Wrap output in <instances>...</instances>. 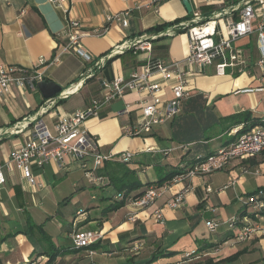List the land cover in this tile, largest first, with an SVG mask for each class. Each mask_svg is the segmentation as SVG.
Returning a JSON list of instances; mask_svg holds the SVG:
<instances>
[{
	"label": "crops",
	"instance_id": "0c3cea01",
	"mask_svg": "<svg viewBox=\"0 0 264 264\" xmlns=\"http://www.w3.org/2000/svg\"><path fill=\"white\" fill-rule=\"evenodd\" d=\"M213 1L214 11L218 12L240 0ZM143 2L144 0H70L72 4L69 16L81 21L84 36L77 46L65 49L69 41V29L67 14L62 8L50 0H0V65L31 68L38 64L41 57L51 61L59 55L58 62L47 64L42 67V71L44 79L52 80L63 88L60 94L51 99H45L38 87H28L22 91L15 84H12L8 93L0 95V161L9 159L15 149L32 137V119L41 116L48 128L54 131L61 115L84 108L93 96L100 93V77L128 78L146 63L148 57H187V31L168 37L166 43L169 48L163 53L154 49L162 41L152 42L150 52H111L116 45L125 41L152 35L146 33V30L154 25L186 19L190 14L183 5V0H161L157 9L138 7ZM189 2L193 17V13L200 10L204 2ZM128 9L131 12L127 26L119 21L109 23L106 20L107 15ZM223 20L225 17H220L219 23L225 34ZM105 27L108 29L101 36L94 35L96 30L101 31ZM236 45L244 51L247 61L253 63L258 59L260 50L256 34L239 39ZM77 47L87 52L91 60L86 61L80 56L76 51ZM103 58L106 62L111 60L104 65L101 60L102 67L96 70L100 73L68 93L93 71L96 61ZM187 70L188 87L192 93L189 98L196 94L195 97L203 98L205 104L212 108V112L206 114L207 118L196 129L200 140L198 143H191L189 152L175 148L179 143L172 142L176 135L172 123L179 114L157 126L150 135L131 137L124 134V126L141 117L142 98L148 97L144 92L128 91L106 105L100 115L86 121L87 128L97 137L104 150H130L135 153L128 166L136 172L135 177L142 183L156 182L180 163L188 164L196 155H207L224 146L231 135L227 132L230 128L222 120L223 117L249 112L251 118L264 120V80L260 79L259 70L254 69L252 74L242 73L239 76L217 75L214 67L200 71L191 66ZM160 95L162 99L172 96L170 82L164 86ZM127 103L130 104V114L123 112ZM27 122L29 126L25 127ZM168 123L169 127H164ZM15 124H21L23 128L14 134L10 133ZM165 148L173 150L165 154L161 151ZM186 155L188 156L185 157ZM114 165L116 164L112 162L109 164ZM246 168L249 172H244ZM76 169L80 168L75 167L73 170ZM70 171L50 161L44 167L33 166V173L39 184H29L17 168L12 175L7 176V183L0 187V264L26 261L34 251V244L38 246L35 253L47 248L43 234L37 227L32 228L28 219L37 225L43 224L45 233L56 245L71 246L70 233L75 224L57 221L55 215L60 210L51 215L54 222L49 223L48 210L41 209L46 207L47 201H55V206L59 207V199L68 197L69 193H72L70 202L75 206V213L83 210L78 215L80 222L76 228L101 230L104 237L97 241L100 243L96 249L74 250L59 256L53 264H123L126 261H130V264H144L157 250L172 251L175 255L160 258L151 264H206L207 259L218 262L240 251L238 259L227 264H264V234L252 240L238 242L235 235L239 225L233 229L228 225L231 220L240 217L241 199L257 189H264V153L234 159L222 170L169 184L149 208L135 209L126 204L105 216L102 208L107 203L99 200L101 195L98 197L93 194L87 199L80 197L79 190L93 186L83 171L76 173L71 180L68 179V189L65 187L67 190L63 194H59L58 188L53 187L58 184V179L62 180ZM230 180H236V183L224 188ZM185 186H190V189L185 194L184 205L171 208L169 200ZM112 187L113 184L99 191L103 194L115 193L116 189ZM155 209H161L164 215L162 221L154 219ZM134 212L137 213V220H129V213ZM210 220L217 223L216 231L208 228L207 222ZM261 226L264 227V220H261ZM18 232L20 233L17 234ZM213 243H218V246L209 248L208 245ZM134 245L139 246L138 250ZM185 257L187 258L184 259Z\"/></svg>",
	"mask_w": 264,
	"mask_h": 264
},
{
	"label": "built area",
	"instance_id": "2783aa9c",
	"mask_svg": "<svg viewBox=\"0 0 264 264\" xmlns=\"http://www.w3.org/2000/svg\"><path fill=\"white\" fill-rule=\"evenodd\" d=\"M161 0H144L138 7L155 8ZM51 3L63 9L67 14L69 41L65 49H70L79 44L84 32L82 23L78 19L71 18L70 0H50ZM204 4L213 5V0H202ZM157 9V7H156ZM131 10L121 11L106 16L109 23L119 21L123 26L128 25V18ZM225 17V34L221 29L219 19ZM108 28L96 30L94 35L101 36ZM184 29L189 36V52L184 59H152L148 57L146 63L138 70L125 78L116 76L112 79L100 77L101 91L93 96L88 104L75 110L70 114L61 115L55 124V130L48 128L41 116L32 119L33 135L23 145L14 150L11 157L5 161H0V187L7 183V176L14 173L17 168L21 171L23 178L29 184H39L33 173V166L44 167L50 161L56 162L60 167L66 165L80 164L85 170V176L92 182L98 183L102 177H95L93 173L102 167L107 160L117 158L124 162H129L135 153L130 150L114 152L104 150L95 135L86 126V121L91 117L100 115L102 109L112 101L122 97L128 91L147 93V98H142L141 117L136 121H131L124 126V134L136 137L150 134L157 126L165 123L169 119L177 116L181 111L182 101L189 98L192 93L188 87L187 67H195L200 71L214 67L217 75H236L242 73L252 74L254 69L261 72L259 76L264 80V0H240L237 4L228 9L213 11L204 15L201 10L193 13L190 20L171 25L163 31L147 36L135 37L116 45L112 53L122 54L129 49L150 52L152 50V40L160 36L171 37L178 30ZM256 34L259 41L260 55L255 62H249L244 56V51L236 45V42L246 36ZM76 51L86 61L91 60V56L80 47ZM60 60L59 55L51 61L41 57L36 66L27 68L18 65H0V95H5L15 84L25 91L28 87L36 88L37 83L44 79L42 67L49 63ZM105 64L106 60L96 61V67L88 73L83 81H79L74 87H79L83 82L97 76L96 71ZM95 69V70H94ZM170 82L172 96L162 99L160 93L164 86ZM73 86V85H71ZM264 89V88H262ZM123 112L130 114V104L127 103ZM16 125V126H15ZM10 133L19 132L23 127L15 124ZM29 126L28 122L24 124ZM240 126L230 130V135H237ZM185 148V146L183 147ZM264 153V125H258L250 131L238 135L231 143L222 146L217 153L209 156L206 160L197 162L189 167L184 173L174 177L169 183L162 186L150 185L146 192L138 197L126 198V204L135 209H145L151 207L155 201L168 188L169 184L178 183L186 178L197 175H204L213 171L224 169L234 159H244ZM244 172H249L246 168ZM236 183L230 180L224 188H228ZM190 186H185L175 192L169 200L171 208H179L184 205L185 194ZM119 197H122L121 194ZM243 203H251L260 207L264 202V190L261 189L256 194L249 195L246 199H241ZM153 216L156 221H162L164 215L161 209H155ZM128 219L137 220V213H129ZM264 216L260 215L258 220L249 218H237L229 222L230 227H238L236 240L243 242L255 239L260 234H264V227L261 226ZM210 231H216L217 223L213 220L207 222ZM104 237L101 230L74 229L70 233L71 245L81 248L94 244ZM139 246H135L138 250ZM47 257L44 255L36 257L28 264H46Z\"/></svg>",
	"mask_w": 264,
	"mask_h": 264
},
{
	"label": "trees",
	"instance_id": "16d2710c",
	"mask_svg": "<svg viewBox=\"0 0 264 264\" xmlns=\"http://www.w3.org/2000/svg\"><path fill=\"white\" fill-rule=\"evenodd\" d=\"M200 10L204 15H208L215 10V6L214 5H208V4H201ZM191 18H192V14L190 13L186 17V19H176L175 21L164 22L161 24L154 25V26L148 28L146 30V33L157 34V33L163 31L164 29H166L167 27H169L171 25L180 23L182 21L190 20ZM185 31L186 30H184V29H180L177 31V33H182ZM142 34L143 33H141V35ZM166 40H168V36H160V37H157L156 39H153L151 41L153 43L162 41L160 44L156 45L155 48L154 47L153 48L157 49L158 51L163 53L164 51H166L169 48V45L166 43ZM129 52H135V49H133V48L129 49V50L125 51L124 53H129ZM124 53H122V54H124ZM151 58L153 60L154 59H164L162 57H151ZM110 60L111 59H109L107 62H109ZM239 75L240 74H236V76H239ZM251 117H252V115L249 112H241V113H237V114H233L230 116L223 117L222 120L226 121L229 125V128H230L227 131L228 133L230 132L232 127L240 126V124H242L241 129L238 131V134L237 135H231L229 140L224 144V146L231 143L238 135L250 131L255 126L264 125V120H262L260 118H251ZM153 132L154 131H152L150 134H152ZM150 134H148V135H150ZM144 136H147V135H144ZM190 145H191V143H182L175 148H179L182 151H185V153H187L191 149ZM184 146H185V148H183ZM172 150H173V148H165L161 151L163 153L167 154V153L171 152ZM217 151L209 153L207 155H201V154L196 155L191 160V162L188 164L187 163L186 164L180 163V165L173 167L170 171L165 173L156 182L142 183L138 178L135 177L136 172L134 170L130 169V167L128 166V163H130L132 160L129 162H124V161L119 160L117 158H113L111 160L105 161V163L102 167H100L94 171L93 176L102 177V180L99 181L98 183H94V182L90 181L86 176L85 177L93 185V187H95L97 189L98 188L99 189H106L109 186H112V184L114 185V187H112V188L116 189L115 193H110L108 197L106 196V194L102 193L101 197L99 198V200H105L107 203V205L102 208V214L105 216V215H108V214L120 209L121 207L125 206L127 197L131 196L133 198H138L146 192L147 188L150 185L162 186L166 183H169L174 177L184 173L189 167L194 166L197 162L204 161L209 156L216 154ZM111 162L115 163L116 165L109 166V164H111ZM75 167L81 168L83 170L84 175H85L86 169H84L80 164L66 165L63 167V169L70 171V170H73ZM260 190L261 189H257L254 192H251L249 195L256 194ZM120 194L122 197H119ZM70 198L71 197H67L65 200H71ZM244 199H246V198H244ZM241 203H242V212L240 213V217H238V218L242 219V218L246 217L249 219L258 220L260 215L264 216V202L260 207H256L254 204H251L248 202H246V203L241 202ZM82 212H83V210H80V211L75 213V218H73V220L71 222L72 224H75L73 230L77 229L76 227H77L78 223L80 222V220H78V215L82 214ZM234 220H236L235 222H238L237 218ZM28 222L32 228L37 227L38 230L41 232V234H43V237L47 243V248L44 249L43 251H38V252L36 251V253H35V250L38 248V246L34 244V251L31 253V256L26 261L19 262L16 264H28L30 261L34 260L36 257L41 256V255H44L47 257L46 264H53L57 260V258L61 255H64V254H67V253H70L74 250H79V249H91V250H93V249H96L97 245H99V243H100V242H95L92 245H89L87 247H81V248L75 247L73 245H71L69 247L68 246L62 247L60 245H56L54 243V241L45 233L43 224L37 225L31 219H28ZM230 228L233 229L234 227L233 228L230 227ZM19 233L20 232H18L17 234H19ZM135 246L136 245H134V247ZM216 246H218V243L217 244L213 243V244L208 245L209 248L210 247H216ZM240 254H241V251L230 256V257L222 259L218 262H214L212 259H207L206 264H227V263H231V262L235 261L236 259H238ZM174 255H175V252H172V251L170 252V251H165V250H163V251L157 250V251L153 252V254L149 257L148 260L145 261L144 264H151V263L159 260L160 258L170 257V256H174ZM195 257H197V255H195ZM186 258L187 257H185L184 259H186ZM129 262L130 261H126L123 264H130Z\"/></svg>",
	"mask_w": 264,
	"mask_h": 264
},
{
	"label": "rangeland",
	"instance_id": "374dc122",
	"mask_svg": "<svg viewBox=\"0 0 264 264\" xmlns=\"http://www.w3.org/2000/svg\"><path fill=\"white\" fill-rule=\"evenodd\" d=\"M225 25H226L225 20H223L224 28H225ZM253 44L254 42L252 43V45ZM195 96L196 94L193 95V98L191 99L189 98L187 100L182 101L181 111H180L181 113H179L178 117L172 123L174 124L173 126L174 134H176L175 139L172 141L174 142V144L179 143L178 145H180L182 143H187V142L198 143V141L200 140L198 139L200 135L196 133V129L200 126L203 120L207 118L206 114H209L210 112H212V108L205 104V100L203 98L201 97L198 98ZM166 126L169 127V123L165 125L164 127ZM187 156L188 155H186L185 157ZM82 171L83 170L80 168V169H76V170H72L68 172L66 174L67 176H64L62 180L58 179V184L53 187L55 189L58 188L57 192L59 191V194H63L68 189V187H66L67 186L66 183L68 179L71 180L76 173L79 174V173H82ZM61 184L65 186H62ZM95 189L93 188V186H89L83 190H79L81 192L80 197H84L85 199H87V198H91V195L93 194H97L99 197L102 193H100L99 188L98 189L95 188ZM71 194L72 193H69L68 197H72ZM109 194L110 193L107 192L106 196L108 197ZM66 198L67 197H61L59 199L61 200L60 201L61 205L59 207L57 205L55 206V201L51 203L50 201H47L46 207L43 206V208H41L43 211L48 210L49 223L54 222L52 221L51 215L53 216V214H56L55 212L56 210H60V212H58L57 215H55V217L58 218L57 221H62V222L64 221L65 223L72 222L76 209H75V206L70 202V200H65ZM21 239H23V237H21Z\"/></svg>",
	"mask_w": 264,
	"mask_h": 264
},
{
	"label": "water",
	"instance_id": "95a60500",
	"mask_svg": "<svg viewBox=\"0 0 264 264\" xmlns=\"http://www.w3.org/2000/svg\"><path fill=\"white\" fill-rule=\"evenodd\" d=\"M183 5L185 6L188 13L192 12V6L189 0H183ZM37 87L45 99H51L56 95L60 94L63 90L60 84L47 79L40 80L37 83Z\"/></svg>",
	"mask_w": 264,
	"mask_h": 264
},
{
	"label": "bare ground",
	"instance_id": "6f19581e",
	"mask_svg": "<svg viewBox=\"0 0 264 264\" xmlns=\"http://www.w3.org/2000/svg\"><path fill=\"white\" fill-rule=\"evenodd\" d=\"M76 89H77V87H74L73 89L69 90L68 93L71 92V91H74Z\"/></svg>",
	"mask_w": 264,
	"mask_h": 264
}]
</instances>
